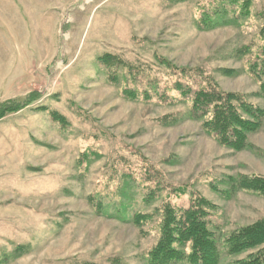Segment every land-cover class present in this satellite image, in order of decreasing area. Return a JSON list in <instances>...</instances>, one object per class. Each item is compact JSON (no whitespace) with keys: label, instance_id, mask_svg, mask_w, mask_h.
<instances>
[{"label":"rangeland","instance_id":"1","mask_svg":"<svg viewBox=\"0 0 264 264\" xmlns=\"http://www.w3.org/2000/svg\"><path fill=\"white\" fill-rule=\"evenodd\" d=\"M213 3L0 0V104L41 95L0 119V264H148L160 237L156 210L168 200L186 206L189 196L164 191L142 204L126 181L132 175L145 183L146 164L165 184L186 186L218 206L219 240L264 217V196L232 190L230 183L241 174L264 175V119L248 148L236 151L189 118L178 92L130 100L122 94L124 80L111 82L98 60L118 55L145 67L162 87L172 77L161 59L202 67L224 91L243 93L264 109L249 56L238 52L260 44L264 0H255L250 18L223 17L212 29L200 28L203 9ZM145 84L138 80L141 90ZM168 115L176 121H160ZM89 196L109 203L111 216L98 214ZM120 205L125 220L113 216ZM138 212L153 219L135 225ZM245 256L225 255L220 264Z\"/></svg>","mask_w":264,"mask_h":264},{"label":"trees","instance_id":"2","mask_svg":"<svg viewBox=\"0 0 264 264\" xmlns=\"http://www.w3.org/2000/svg\"><path fill=\"white\" fill-rule=\"evenodd\" d=\"M254 3L255 0H214L210 8L203 9L198 26L212 29L223 17L229 22L238 23L253 15ZM261 15L263 23L260 29V44L247 45L238 52L249 56V72L259 84L258 94L264 97V14ZM98 60L111 82L120 83L121 78L124 80L122 94L130 100L150 102L155 98H169L170 91L178 92L189 105V118L200 121L202 129L223 146L236 151L245 150L249 146L248 136L262 127L264 109L250 102L243 93L224 91L202 67L179 68L172 62L161 59L160 64L166 67V73L172 77L171 86L162 87L161 80L155 75L146 77L148 70L145 67L125 61L118 55L104 53ZM222 71L231 72L226 69ZM140 79L146 81L143 90L138 86ZM130 80L134 86L128 85ZM40 96H30L23 104L20 101L0 104V119L28 106ZM51 115L62 125L66 124L67 119L60 113L52 111ZM160 121L170 124L176 121V117L168 115ZM84 156L88 158V154ZM146 176L145 183L143 182L145 186L132 175H128L126 181V185H131L132 192L140 196L142 204H150L151 201L162 197L164 191L189 196L186 206L168 200L156 210L160 237L147 253L148 264H220L225 255L242 254L246 256L235 260L233 264H264V217L230 231L219 240L215 231L217 223L214 216L218 211L216 204L186 186L165 184L160 171L148 164ZM230 181L232 190H244L264 196V175L241 174ZM123 189L124 193L129 192L127 187ZM89 201L98 214L110 215L109 203L103 201L102 197L89 196ZM122 209L120 205L113 216L122 220L128 218ZM151 219L152 213L139 212L131 218L138 226Z\"/></svg>","mask_w":264,"mask_h":264}]
</instances>
